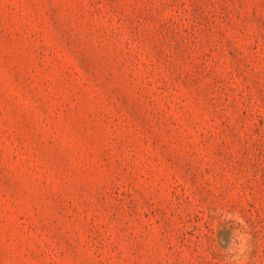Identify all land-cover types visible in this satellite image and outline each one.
I'll use <instances>...</instances> for the list:
<instances>
[{
  "label": "rangeland",
  "instance_id": "rangeland-1",
  "mask_svg": "<svg viewBox=\"0 0 264 264\" xmlns=\"http://www.w3.org/2000/svg\"><path fill=\"white\" fill-rule=\"evenodd\" d=\"M0 264H264V0H0Z\"/></svg>",
  "mask_w": 264,
  "mask_h": 264
}]
</instances>
